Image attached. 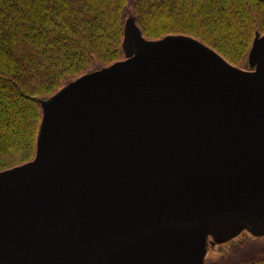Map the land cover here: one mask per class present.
<instances>
[{"label": "water", "instance_id": "1", "mask_svg": "<svg viewBox=\"0 0 264 264\" xmlns=\"http://www.w3.org/2000/svg\"><path fill=\"white\" fill-rule=\"evenodd\" d=\"M40 99L33 157L0 170V264H202L264 235V33L240 68L185 34Z\"/></svg>", "mask_w": 264, "mask_h": 264}, {"label": "trees", "instance_id": "2", "mask_svg": "<svg viewBox=\"0 0 264 264\" xmlns=\"http://www.w3.org/2000/svg\"><path fill=\"white\" fill-rule=\"evenodd\" d=\"M129 11L143 37L192 36L240 68L264 33V0H0V170L33 157L40 99L123 58Z\"/></svg>", "mask_w": 264, "mask_h": 264}, {"label": "rangeland", "instance_id": "3", "mask_svg": "<svg viewBox=\"0 0 264 264\" xmlns=\"http://www.w3.org/2000/svg\"><path fill=\"white\" fill-rule=\"evenodd\" d=\"M208 238L202 264H247L264 254V235L253 236L243 230L223 243H215L211 237Z\"/></svg>", "mask_w": 264, "mask_h": 264}]
</instances>
